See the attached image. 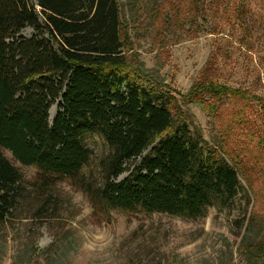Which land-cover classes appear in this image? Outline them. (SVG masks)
<instances>
[{"label":"trees","instance_id":"16d2710c","mask_svg":"<svg viewBox=\"0 0 264 264\" xmlns=\"http://www.w3.org/2000/svg\"><path fill=\"white\" fill-rule=\"evenodd\" d=\"M205 1L162 0L159 27L173 18L179 27L193 22ZM207 1L217 7L222 0ZM24 27L30 36L20 33ZM130 50L119 0H0V148L36 167L41 185L69 177L111 209L196 217L230 201L239 176L264 204V190L256 188L264 189V98L220 83L212 51L177 96L158 79V67L144 69ZM187 103L219 127L212 144L190 128L180 107ZM91 135L104 149L99 181L83 170ZM22 191L20 170L0 151L1 224L18 210ZM50 197L42 196L35 218L57 210ZM256 245L264 259V239Z\"/></svg>","mask_w":264,"mask_h":264},{"label":"rangeland","instance_id":"374dc122","mask_svg":"<svg viewBox=\"0 0 264 264\" xmlns=\"http://www.w3.org/2000/svg\"><path fill=\"white\" fill-rule=\"evenodd\" d=\"M167 2L178 5V0ZM119 5L130 51H137L144 69L158 67V79L177 96L189 89L212 51L220 83L264 98V0H222L217 7L206 0L196 20L179 27L173 18L164 23L165 29L158 24L167 11L162 0H119ZM179 5L183 9L185 2ZM159 7L161 12H155ZM32 32L30 27L20 31L26 37ZM59 102L49 107L50 121ZM180 107L190 128L212 144L219 127L201 106ZM85 144L92 156L83 170L99 181L101 138L88 136ZM0 151L20 170L23 187L18 210L0 223V264H264L255 248L264 239V204L255 202L240 176L237 193L225 205L185 217L108 208L69 177L53 176L41 185L36 167L20 164L6 149ZM256 188L264 190L260 184ZM47 194L57 210H43L37 219L35 207ZM254 211L260 215L256 222Z\"/></svg>","mask_w":264,"mask_h":264},{"label":"bare ground","instance_id":"6f19581e","mask_svg":"<svg viewBox=\"0 0 264 264\" xmlns=\"http://www.w3.org/2000/svg\"><path fill=\"white\" fill-rule=\"evenodd\" d=\"M48 111H49V117L53 116V108L51 107Z\"/></svg>","mask_w":264,"mask_h":264}]
</instances>
